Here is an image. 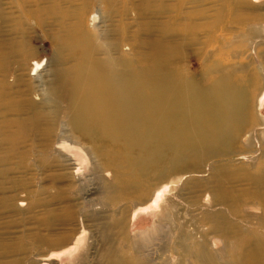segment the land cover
I'll list each match as a JSON object with an SVG mask.
<instances>
[{
    "label": "bare ground",
    "instance_id": "bare-ground-1",
    "mask_svg": "<svg viewBox=\"0 0 264 264\" xmlns=\"http://www.w3.org/2000/svg\"><path fill=\"white\" fill-rule=\"evenodd\" d=\"M84 13L79 14L72 24L60 22L53 33L50 48L56 65L51 74L59 82L53 94L48 91L49 86L45 87L48 82L44 83L40 71L43 65L35 58L36 53L29 51L33 45H28L31 43L23 38L26 29L19 16H16L14 26L20 28V36L0 44L1 72L5 71L4 59L18 56L11 83L3 86L4 79L0 77V132L7 126H20L17 132L13 130L5 134L7 152L14 154L18 150V144L24 142L20 138L21 128L30 125L33 142L24 152L31 155L29 170L45 173L52 165V170L59 172L58 177L73 181L69 186L90 180L87 174L92 173V182L96 184L95 179H98L97 183L103 182L107 191L102 195L98 188L97 196H100L97 199L83 197L86 204H102L105 202L102 200L115 190L113 180L104 179L109 170L113 169L118 173L117 177L124 178L128 190L133 191L127 193L128 190L116 186L122 199L128 202L135 195L139 200L132 205L137 207L130 218L127 215L130 208H118L124 223L120 234L127 224L128 231L133 232L150 223L152 226L143 233L138 232L129 245L124 234L120 246L106 250L104 264H264V117L258 119L254 114L264 112V84L254 108L251 89L234 88L229 83L227 67L224 69L223 60L218 57L224 53L221 47L223 36L218 48L206 55H198L202 58L199 57L200 72L196 82L189 78L192 69L188 57L176 55L175 44L166 40V36L174 34L171 28H167L169 23L164 22L155 28L149 22H143V37H134L133 42L124 45L121 37L108 39L110 29L100 30L98 25L93 26V30L86 29ZM192 13L197 16L201 12ZM215 25L188 24L190 33H194L190 41L197 43L195 34L202 31L212 35ZM262 28L254 23L248 27V33L255 41L250 47L253 55L257 47L264 46ZM214 51L216 55L213 57ZM29 58L32 63L29 75L34 78L30 81L24 77ZM255 60V76L250 80L264 75L263 53L259 52ZM69 61L70 65L59 66ZM236 71L241 72L243 68ZM208 75H213L210 80H206ZM33 91H38L39 102L30 96ZM14 93L17 96L14 97ZM47 102H53V105ZM42 124L45 126L41 127ZM131 152L137 155L136 160L129 158ZM235 154H242L243 159L237 167L224 165L214 171L219 172V177H213L214 185L220 189L215 205L220 208L217 211L209 208L212 215L206 218V226L195 224L190 232L182 229L185 235L179 241L180 252L175 255L177 261L168 250L162 257L163 249L156 260L154 254L159 246L155 245L153 238L162 230L163 222H172L168 209H160L156 215L159 212L158 199L167 188L165 184L180 181V178L173 177L177 163H183L180 166L183 170L198 169L209 157ZM69 159L74 164L72 168ZM113 177L116 174L113 173ZM151 180L156 182L153 191L145 185ZM70 190L76 194V189ZM61 192L58 191L57 196L61 197ZM202 196H206L205 205L214 203L211 193ZM247 208L253 214L257 211L261 214L256 216L255 225L244 215ZM190 221L194 222L192 218ZM68 237L69 233L58 239L37 236L36 241L42 245L40 248L59 257L56 264H74L76 239L70 240L71 247L62 245L66 244ZM149 241V247L144 249L145 242ZM216 242L220 244L218 250L212 248ZM174 252L178 250L175 248Z\"/></svg>",
    "mask_w": 264,
    "mask_h": 264
},
{
    "label": "rangeland",
    "instance_id": "rangeland-1",
    "mask_svg": "<svg viewBox=\"0 0 264 264\" xmlns=\"http://www.w3.org/2000/svg\"><path fill=\"white\" fill-rule=\"evenodd\" d=\"M159 3L161 5L158 8ZM196 11L201 13L192 16V12ZM83 12H85L84 18L86 17L84 21L86 29L93 30V26L96 25L100 30L102 28L110 29L112 31L109 32L108 39L111 36L121 37L124 45L133 42L134 37H143V32H141V23L143 22H149L155 28L160 24L162 26L164 22L169 23L167 28H171L174 34L170 33L166 36V40L169 39L170 44H175L176 50L174 49V51L176 55H182L181 58L188 57L190 61L188 64L192 69L189 78H193L195 81L199 78V57L202 58L198 55H206L207 52L218 48L221 36H223L221 47L224 53L219 54L218 57L223 60L222 66H225L224 69L227 67L229 83L234 88L240 86L244 89H251V103L254 108L256 107L257 96L264 84V75L257 77L256 80H250V78L255 76V59L259 52H262L264 56V46L263 48L257 47L254 55L250 53L252 42L255 41L253 35L248 33V27L254 23L263 26L262 30H264V0H0V44H5V41L20 36L18 31L20 28L16 27L17 25L14 26V20L16 16H19L21 25L26 29L23 38L31 43L28 45H33L31 49L27 48L31 53H36L35 58L43 65L40 71L44 83L48 82L45 87L49 86L48 91L53 94V91L59 86V82L51 74L56 65L55 61H52L50 48L52 39L54 40L55 36L53 33L56 32L60 22L64 25H67V22L72 24L77 20L78 15ZM190 23H204L208 24L209 27L216 24V29L212 31V35H208L209 33L204 31L196 33L197 43H195L190 41V37L194 35L193 32L190 33L188 27ZM123 48L125 47L123 46ZM212 53L211 56L214 57L216 51ZM16 58L18 56L15 55L4 59L3 67L5 71H0V77L2 76L1 78L4 79L3 86L11 83L13 73L16 72H14V65L18 61H15ZM70 63L71 61L59 66L66 67ZM31 66L32 63L29 58L25 70L27 72L24 71L26 73L24 77L28 81L34 80L29 75ZM239 68H243V71L237 72L236 70ZM212 76L208 75L206 80H210ZM37 92L33 91L30 96L36 102H39V93ZM50 93L47 95L48 97ZM14 94V97L17 96L16 93ZM52 103L50 102L48 105L51 106ZM50 106L48 108H51ZM254 114L258 119L264 117V112L260 115L256 111ZM13 126L4 127L6 129L3 128L0 132V138H2L0 139V264H56L59 257L50 254L49 250L45 251V249L40 248L42 245L36 241L37 236L58 239L61 235H67V233H69V237L66 239L67 242L64 240L66 244L62 245L71 247L72 241L70 242V240L76 239L74 264H104L106 250L120 246L124 234L127 235L125 242H128L127 245H129L132 238L137 237L138 232L143 233L152 226V223H150L138 232H133L128 231L127 224V226H124V232L120 234L119 230L124 223L119 215L120 213H118L120 212L118 208H130L127 212L128 218H130L131 212L137 207L132 205L139 199L135 195L129 197L128 202L122 199V195L117 188L128 190L129 186L123 181L124 178L117 177L118 173L113 169L107 172L104 179L113 180L111 183L115 190L111 187L113 192L110 197H105L102 200V202H105L97 205L86 204L83 200V197L97 199L100 196H97V194L105 195L107 191L103 182L99 181L97 183L98 179H95L96 184L93 183L94 180H91L92 173L91 175L87 174L90 180H85L86 182L75 181L77 184L69 186V182L73 183V181L58 177L59 172L52 170L54 169L52 165L45 173L42 170L36 172L29 170L28 161L31 155L29 156L24 152L25 148L33 142L31 137L34 136V133L30 134L32 133V127L30 125L22 126L23 133L20 134V138L24 142L18 144V150L16 149V152H13L14 154H9L7 152L8 140L5 134L8 135L13 130L18 131L20 127ZM40 126L44 127L45 125ZM30 129L31 132H29ZM37 138L38 136L35 135L34 139L37 140ZM81 142L85 143L82 140ZM23 144L26 145L23 146ZM21 148L22 150H20ZM241 150H244L242 145ZM21 153H23L22 156ZM241 157L242 154L209 157L198 169L191 167L183 170L180 167L183 163H177L178 167L175 169L173 177L175 179L180 178V181L165 184L167 188L158 199L159 212L156 215L161 212L160 209L165 211L168 209L169 214H172H170L172 216L170 221L172 222H163L161 233L159 232L153 238L155 245L159 246L157 254H154L156 260L159 251L163 249L161 250L162 254L160 253L162 257L168 250L171 257L177 261L178 257L175 255L180 252L179 241L185 235V231L182 229L190 232L195 224H199L200 227L207 225L206 218L212 215V210L217 211L220 208V206L215 205L217 204L216 200L219 198L220 189L214 185L213 177L215 175L219 177V172L214 171L224 165L237 167L239 162H243ZM129 158L136 160L137 155L131 152ZM3 159L4 161H2ZM69 162L70 168H72L74 166L72 160ZM187 162L188 164L191 163L190 161ZM34 168L36 167L34 166ZM112 172L116 174L115 178ZM155 183L151 180L145 185L150 189L152 188L153 191L156 186ZM98 184L102 187L100 188ZM70 189H76V194ZM83 189L84 191H82ZM97 189L100 191L99 193ZM61 190L63 194L59 197L57 194ZM79 191L80 193H78ZM132 191L133 189H130L127 193ZM207 192L214 196V203L205 205L206 196L202 195ZM33 198L36 199L33 200ZM36 200L41 203L36 202ZM145 204L148 205V203ZM145 204L143 205L145 206ZM209 208L212 210L210 209V211ZM247 211L244 215L249 223L255 225L256 216H260V212L257 211L253 214V212H249V208H247ZM191 218L194 220L193 223H190ZM127 221L129 220L127 219ZM174 222L176 223L172 224ZM150 242H145L143 248L149 247ZM175 248L178 250L177 253L174 252ZM212 248L218 250L220 244L216 242ZM128 251H131V248ZM61 264L67 263L62 262Z\"/></svg>",
    "mask_w": 264,
    "mask_h": 264
}]
</instances>
